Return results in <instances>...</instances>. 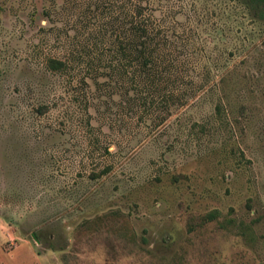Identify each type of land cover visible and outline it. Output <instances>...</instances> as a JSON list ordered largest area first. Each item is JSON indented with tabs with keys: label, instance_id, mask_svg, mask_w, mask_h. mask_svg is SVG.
Wrapping results in <instances>:
<instances>
[{
	"label": "rangeland",
	"instance_id": "rangeland-1",
	"mask_svg": "<svg viewBox=\"0 0 264 264\" xmlns=\"http://www.w3.org/2000/svg\"><path fill=\"white\" fill-rule=\"evenodd\" d=\"M56 3L0 0V264H264V19L253 1H163L155 16L184 50L223 66L164 120L96 84L97 69L48 68L96 41Z\"/></svg>",
	"mask_w": 264,
	"mask_h": 264
},
{
	"label": "trees",
	"instance_id": "trees-1",
	"mask_svg": "<svg viewBox=\"0 0 264 264\" xmlns=\"http://www.w3.org/2000/svg\"><path fill=\"white\" fill-rule=\"evenodd\" d=\"M46 1L58 9L57 0ZM163 1L62 0L61 10L69 11L70 18L80 16L78 21L71 20L70 26L79 29V25L86 23L83 27L93 32L90 39L96 41L90 46H76L68 60L50 59L48 68L57 73L65 72L69 66L75 69L84 65L88 71L97 69L93 77L96 84H99L97 78L107 79L125 96L133 93L132 102L137 107L144 111L160 107L162 119H168L173 111L186 106L205 90L212 80V70L217 73L223 66L195 61L184 50L176 37L179 36L176 27L167 28L155 16ZM251 1L258 16L264 19V0ZM42 14L50 19L51 8L44 9ZM47 111L43 106L39 112ZM219 111L218 105L216 112ZM205 219L211 221L214 215Z\"/></svg>",
	"mask_w": 264,
	"mask_h": 264
},
{
	"label": "water",
	"instance_id": "water-1",
	"mask_svg": "<svg viewBox=\"0 0 264 264\" xmlns=\"http://www.w3.org/2000/svg\"><path fill=\"white\" fill-rule=\"evenodd\" d=\"M33 236V238L35 239V235H32Z\"/></svg>",
	"mask_w": 264,
	"mask_h": 264
}]
</instances>
